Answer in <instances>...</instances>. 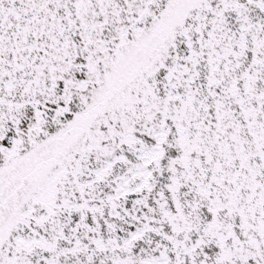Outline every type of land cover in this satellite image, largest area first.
Returning a JSON list of instances; mask_svg holds the SVG:
<instances>
[{
	"label": "snow or ice",
	"instance_id": "1",
	"mask_svg": "<svg viewBox=\"0 0 264 264\" xmlns=\"http://www.w3.org/2000/svg\"><path fill=\"white\" fill-rule=\"evenodd\" d=\"M0 264H264V0H0Z\"/></svg>",
	"mask_w": 264,
	"mask_h": 264
}]
</instances>
